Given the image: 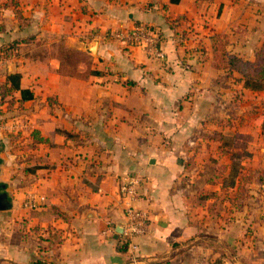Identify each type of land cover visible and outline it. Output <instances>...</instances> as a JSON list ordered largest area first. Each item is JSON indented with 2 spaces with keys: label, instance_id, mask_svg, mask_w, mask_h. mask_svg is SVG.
Masks as SVG:
<instances>
[{
  "label": "crops",
  "instance_id": "0c3cea01",
  "mask_svg": "<svg viewBox=\"0 0 264 264\" xmlns=\"http://www.w3.org/2000/svg\"><path fill=\"white\" fill-rule=\"evenodd\" d=\"M139 24L160 33L163 59L108 37ZM214 34L252 60L264 42V0H0V47L18 42L0 51V85L16 75L34 92L20 108L18 93L11 111L0 104V124L30 145L12 154L0 135V184L13 206L0 212V264H33L39 246L44 264H264V154L251 156L252 168L241 162L252 177L243 186L229 185L234 154L189 153L194 139L209 140L203 126L216 129L229 79L239 78L212 68ZM238 82L245 94L264 93ZM33 131L48 142L37 144ZM128 177L140 180L134 205L149 225L125 252L118 232ZM30 196L35 209L67 217L50 223L59 233L49 246L29 231L47 223L21 229Z\"/></svg>",
  "mask_w": 264,
  "mask_h": 264
},
{
  "label": "trees",
  "instance_id": "16d2710c",
  "mask_svg": "<svg viewBox=\"0 0 264 264\" xmlns=\"http://www.w3.org/2000/svg\"><path fill=\"white\" fill-rule=\"evenodd\" d=\"M16 8V7H15ZM19 12H17V16L19 17ZM140 25V24H139ZM160 34V33H159ZM14 43L8 50L15 48ZM229 45V38L225 34H214L210 37V46L212 52V68L224 73L227 77L233 78L234 74L239 76L238 81L242 83V88L253 92V93H260L264 91V42L254 52V56L252 60H248L242 57L237 56L236 54H232L227 51V47ZM124 49H129L127 46H123ZM3 47L0 49L2 50ZM4 50V49H3ZM18 93L19 99L18 108L24 102L30 101L34 98V92L30 89H23L20 87L19 84V76L12 75L6 78L4 84L0 85V104H7V111H11L15 104L14 95ZM0 114H3L0 112ZM256 125L260 128L261 133L264 134V115H260L255 121ZM216 130L218 132H214L215 140L220 143L221 147H228L234 148L236 146V138L234 137L237 135V131L233 128L232 133V141L226 142L224 141V136L228 137L226 131L228 127L222 126L220 122L216 123ZM215 131V130H213ZM32 137L36 141L37 144L47 143V139L41 138L40 134L37 131L32 132ZM66 140H72L77 142V145H83V141L79 142L80 140L75 138L74 134H68ZM231 164L229 166V175L228 181L229 185L234 184L235 181L239 180V182L245 186L249 184L252 180L251 176H244V166L241 164L242 161L245 160L244 156L239 154H234L230 158ZM259 180L262 184H264V173L260 172ZM38 220L39 223H47L48 227L44 232H40L39 227L30 228L29 231L34 232L37 235L39 241L44 243H48L54 239H58V231L52 228L51 222L56 220H67V217L64 213L60 212L56 207H46L42 206L37 209H33L29 211L28 217L24 219L21 223V229L23 232L27 230L28 223L31 220ZM47 233V234H45ZM29 234V233H28ZM46 236V237H45ZM23 237H26L25 234ZM119 238V236H118ZM58 242H60L58 240ZM118 243L120 244V248L122 251L125 252L128 250V244H121L120 238ZM42 247L39 246V256L38 259L33 264H44L45 258L47 257V251L41 249Z\"/></svg>",
  "mask_w": 264,
  "mask_h": 264
},
{
  "label": "rangeland",
  "instance_id": "374dc122",
  "mask_svg": "<svg viewBox=\"0 0 264 264\" xmlns=\"http://www.w3.org/2000/svg\"><path fill=\"white\" fill-rule=\"evenodd\" d=\"M13 44L14 43L9 44L8 47H11ZM2 47L4 50H0L1 52L8 50L7 46ZM2 47H0V49ZM229 80V88L231 91L228 97L224 99V104L226 106L223 108L220 107L219 112L215 113L216 117L212 119V121L214 120L213 122L215 124L220 122L222 126L228 127L226 131L228 137L224 136V141L226 140V142L232 141L233 128L236 129L237 135L234 136L236 138V146L234 148L224 147V149H222L215 143L214 132H218V130L211 129L204 125L203 130H209V140L201 144L197 139H194L195 143L191 142L188 144V148H191L189 153L192 154L193 152V154H199L198 152L201 146L202 148L205 147L207 154H239L245 157L244 161H246V168L248 169L253 167V162L250 160L253 154H264V134L261 133L258 126H255L256 119L260 117V115H264V93L258 95L245 94L239 89V82L237 79L234 78ZM218 95H220V92ZM222 100L223 99L219 98L220 102ZM1 121L0 135H2L3 139H8L4 146H7L12 154H19L18 152L28 154L30 145L28 143L21 144L24 140L23 138L19 141L21 138L19 134L21 133L15 134L14 132L16 131L10 128L6 120ZM206 124L208 125V123ZM211 139L213 142H211ZM0 145L1 151L3 150V144L0 143ZM22 162H28V159ZM194 167L200 172V167H204V165H202L200 160L199 163H194Z\"/></svg>",
  "mask_w": 264,
  "mask_h": 264
},
{
  "label": "built area",
  "instance_id": "2783aa9c",
  "mask_svg": "<svg viewBox=\"0 0 264 264\" xmlns=\"http://www.w3.org/2000/svg\"><path fill=\"white\" fill-rule=\"evenodd\" d=\"M108 37L116 40L122 46L129 48L139 47L153 59H163L161 49V37L157 30L145 25H135L129 29H116L108 33ZM140 180L136 177L125 178V183L121 186V201H123V222L119 226L121 234H118L121 244H128L129 248H134L133 241L144 237L148 232L149 217L146 212L138 209L134 205L137 198V187ZM24 207L28 210L36 208L33 197L30 196ZM107 232L117 234L115 228L110 227Z\"/></svg>",
  "mask_w": 264,
  "mask_h": 264
},
{
  "label": "water",
  "instance_id": "95a60500",
  "mask_svg": "<svg viewBox=\"0 0 264 264\" xmlns=\"http://www.w3.org/2000/svg\"><path fill=\"white\" fill-rule=\"evenodd\" d=\"M88 49L90 54H93L95 51V43H92ZM4 189V186L0 184V212H7L13 207L8 194L4 191ZM118 234H121V228L119 229Z\"/></svg>",
  "mask_w": 264,
  "mask_h": 264
}]
</instances>
